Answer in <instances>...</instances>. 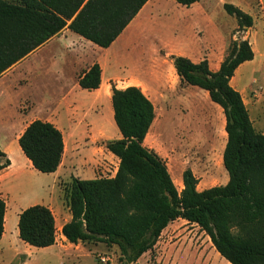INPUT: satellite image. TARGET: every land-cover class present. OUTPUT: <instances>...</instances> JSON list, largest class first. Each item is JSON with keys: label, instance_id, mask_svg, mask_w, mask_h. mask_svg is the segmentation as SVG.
Returning a JSON list of instances; mask_svg holds the SVG:
<instances>
[{"label": "trees", "instance_id": "obj_1", "mask_svg": "<svg viewBox=\"0 0 264 264\" xmlns=\"http://www.w3.org/2000/svg\"><path fill=\"white\" fill-rule=\"evenodd\" d=\"M148 0H0V75L64 27L107 48L118 38ZM189 7L199 0H174ZM224 10L236 18L238 29L253 18L232 3ZM247 39L233 40L216 70L207 59L194 62L171 54L181 83L207 91L224 114L226 143L222 165L225 184L197 189L198 179L186 167L177 190L167 163L144 138L155 117L152 101L140 87L111 88L113 120L120 137L105 141L119 162L112 177L71 178L64 200L71 219L62 235L70 243L116 245L122 264L137 259L156 243L172 221L194 223L209 237L215 250L230 264H264V134L252 125L241 93L230 82L235 70L253 58ZM101 68L95 62L78 74L86 90L99 87ZM17 140L32 167L41 173L57 169L64 151L61 131L51 122L34 119ZM10 160L0 148V170ZM5 201L0 197V239ZM18 237L28 245L47 247L55 242L51 209L43 204L18 214Z\"/></svg>", "mask_w": 264, "mask_h": 264}, {"label": "rangeland", "instance_id": "obj_2", "mask_svg": "<svg viewBox=\"0 0 264 264\" xmlns=\"http://www.w3.org/2000/svg\"><path fill=\"white\" fill-rule=\"evenodd\" d=\"M155 3L157 9L153 12L154 17L144 19L140 29L135 26L138 21L134 23L112 47V56L117 57V64L112 63L107 69L116 72V76L110 77V84L115 87L125 86L135 83L134 78H137V83L154 105L158 103L155 107V123L161 146L154 150L164 157L167 167L174 172L179 165L178 161L189 166L198 179L199 190L225 184L228 175L222 163L218 165V156L222 158L227 136L221 139V144L225 143L217 157H213L208 145L212 136L214 140L216 138V118H221L224 127L223 110L210 100L205 90L179 82L172 69L168 50L199 51V56L204 58L208 52L210 63L213 64L217 58L221 60L226 55L233 40L247 39L253 50V58L238 66L229 83L241 93L255 130L264 134V0H202L193 7L183 6L174 0H156ZM224 3H232L250 14L252 25L239 30L236 18L224 10ZM44 57L50 58L47 55ZM31 60L32 57H27L0 79L3 89H8V96L0 95L1 140L4 137L2 119L13 124L20 118V123L13 130L16 135L29 120L54 119L69 101L43 98L44 87L57 81L58 77L30 74ZM71 60L68 58L61 63V79L64 81L72 76ZM156 81L162 84L166 81L168 86L176 89L172 92L165 85L164 94L169 95L166 103L163 99L158 101L156 93L151 89L156 87ZM96 111V108H90L86 96H80L72 111L75 123L73 133L85 157L94 155V150L104 146L105 141L120 137L114 120L112 125L116 132L104 128L95 129L100 122L99 112ZM20 126L22 128L19 130ZM153 132H150L149 137ZM7 135L11 137L12 132L9 131ZM15 144L18 146V142ZM220 170L223 172L218 176ZM35 172L30 174L27 171L18 180V185L11 193L15 202L7 198V234L3 239L4 246L0 248V264H122L119 250L113 244L81 243L76 250L70 251L71 258H61L53 250L28 245L15 236L12 223L16 212L25 203L22 199L31 197L30 201L43 202L46 196H51L58 204L65 202L64 192L69 181L55 182L51 175ZM114 174L113 170L108 172L98 169L95 172L96 177H112ZM56 237L60 239L57 228ZM100 256L106 257V261H101ZM136 264L230 263L215 250L209 237L197 224L176 219L161 231L153 247L144 252Z\"/></svg>", "mask_w": 264, "mask_h": 264}, {"label": "crops", "instance_id": "obj_3", "mask_svg": "<svg viewBox=\"0 0 264 264\" xmlns=\"http://www.w3.org/2000/svg\"><path fill=\"white\" fill-rule=\"evenodd\" d=\"M155 1L156 0H148L141 7V9L138 11L136 16L130 21V23L120 33L118 38H116L107 48H101L93 44L92 42L84 39L83 37L77 35L76 33L70 31L67 27H64L60 32L50 37L47 41H45L35 50L30 52L23 59L13 64L10 68H8L6 71H4L0 75V79L4 78L5 76H7V74H9L10 71H12L15 67H17L20 64V62L25 60L27 57H32V60L29 66L30 74H33L34 76L36 75L39 77H42V76L47 77L50 75H54L55 78L58 77L57 81H54V83H52L51 85H46L44 87L45 90H44V95H43V98L69 100L66 103L65 109L63 108L60 109V113L57 117H55L54 119L44 120V121H49L53 123L61 131L62 136H63L64 151L62 154L61 162L55 171L51 173H47L48 175H51V177L54 179L55 182H62V181L70 182L71 178L73 177L78 178V179H83V178L93 179V178H96L95 172H97L98 169H100L101 171H108V172L113 170V173L114 171L117 170L119 160L114 154H112L110 151L106 149L105 144L104 146H100L97 149H95L93 152L94 155H90L89 157L84 156L81 146H80V142H78V140L76 139V135L73 133V130L75 129V125H74L75 123H74V119L72 116V111L74 107L76 106V103L78 102L80 96H86L89 100L90 108H96L97 111L99 112L98 121L100 122L99 124H97L96 128L95 127L94 128L95 129L104 128L108 131L116 132L112 125L113 111H112V107L110 104L112 85L110 84V81H109V79L113 78V76H116V72H111L110 70H107V69L110 68L112 63L117 64V57L112 56L111 49L124 36V33L132 25H134V23L138 21L137 24H135V26H137L140 29L143 27L142 24L144 22V19L148 18L150 20L154 17L153 12L157 9L155 7L156 5ZM199 2L201 3L202 0H199L198 2L191 4L192 7L194 5H198ZM168 51H170V55L179 54V55L188 57L194 62H198L204 59L203 56H199L200 54L199 51L198 53L192 52L190 50L185 51L183 49L181 51H175V50H168ZM207 54L209 55L208 52ZM45 55L50 56V58L46 59L44 57ZM208 55L206 56L205 59H207L210 69L216 70L219 67V64L223 58L221 60L220 59L218 60L217 58V60L214 61L213 64H211ZM68 58L72 59L71 64H70L71 66L70 70H71L72 76L69 80L64 81L61 79L62 71L60 69V66L63 60H66ZM95 62H97L101 68L100 85L98 88L93 89V90H86V88L82 89L77 83L78 74L82 72L83 70H86L90 65H92ZM172 69L177 79H179L173 67ZM134 79H136L134 80L136 82L129 84V85L138 86L144 92L143 88L137 83L138 81L137 78H134ZM156 83H157L156 87L151 88V89L156 93L158 97V101L159 99H163L164 103H166L168 101L169 95L166 96L164 94V92L166 91L164 88L166 87L165 85H167V88L171 89L172 92L176 89L172 88L171 86H168V82L166 81H164L163 84L162 82H158V81H156ZM129 85L116 86V88H124ZM2 86L3 84L1 81L0 82V95L8 96L7 94L8 89L7 88L3 89ZM205 92L207 93V91ZM156 105L158 106V103ZM157 106L154 105V110L156 109L155 107ZM213 108L217 109L216 106H214ZM156 113L157 112L155 111L154 120L152 121V124L150 125L149 130L143 141L144 145L146 144L147 147L152 148V149L154 148L157 149L158 147L161 146V143L159 141L160 135L157 131L158 126L155 123ZM2 120L3 121H1V126L3 127L2 129H3L4 137L2 138V140L0 139V148L6 153L7 157L10 160V164L7 167H4L0 170V197L5 201L4 230H3V233L0 239V248L4 246L3 239L5 235L7 234V231H6L7 225L5 222L7 204H8L7 198H9L10 201L12 200L13 202H15L14 197H12L13 195L11 193L13 191V188L18 185V180L23 175H25L27 171L30 174L36 173L35 171H37L36 169L32 167L30 160L23 154L19 145L17 146L15 144L17 140H19L18 137L20 136L24 128L32 120H29V122L26 123L23 128L22 126L18 127L19 130L21 128L22 130L16 135L14 134L13 130L17 127V124L20 123V118L13 124H10L9 121L7 120H4V119ZM152 130L154 132L152 133L151 137H149L150 132ZM9 131L12 132L11 137L7 135ZM224 143L225 141L223 142V144ZM214 144H215V140L213 139V136H212L211 142L208 145L213 155L218 152V147ZM223 144H221L222 147L220 148V150L223 148L224 146ZM12 153H14V157H12ZM219 158H221V155ZM178 163L179 165L175 167L174 172L173 170L170 169V167H167L169 174L171 175V178L173 180V183H174L175 178L178 180L180 179L182 183L180 174H182V171L186 167H189L186 164H183L182 162L178 161ZM222 172L223 170L222 171L220 170V174H218V176L221 175ZM202 189H205V188H201L200 190ZM30 198L22 199V202L25 201V203L23 204V207H21L19 211L16 212V217L14 218L13 223H12L14 227V231H15L14 233L15 236L17 237L18 232H19L17 229L18 214L24 208L30 205H34V204L46 205L51 209L53 213L55 227L60 232V239L55 237V242L52 245L47 246V247H42V248L46 250L48 249L53 250L61 258L65 256L71 258L72 254L70 251L76 250L81 245V243L80 242L77 244L70 243L61 233V228L63 224H65L71 219V214H70L67 204L64 201L62 204H58L57 202H55L54 199H52L51 196H46L45 201L43 202L30 201ZM27 250L29 252L30 248H28ZM26 255L27 254H25V256ZM60 264H64V262H61Z\"/></svg>", "mask_w": 264, "mask_h": 264}, {"label": "bare ground", "instance_id": "obj_4", "mask_svg": "<svg viewBox=\"0 0 264 264\" xmlns=\"http://www.w3.org/2000/svg\"><path fill=\"white\" fill-rule=\"evenodd\" d=\"M216 119L218 120V124H216V129L217 130L215 131L216 138L214 137L215 138V144L214 145H216L218 147V152L215 153L213 155V157L214 156L217 157L219 155L220 148H221V145H220L221 144V139H224V137L226 136V132L224 131V127H223V121L221 120L220 117H218ZM218 158H219V156H218ZM221 163H222V158H219L218 165L220 166ZM174 185L176 186V188H180V189L182 188V183H181L180 179L178 180V179L175 178Z\"/></svg>", "mask_w": 264, "mask_h": 264}, {"label": "built area", "instance_id": "obj_5", "mask_svg": "<svg viewBox=\"0 0 264 264\" xmlns=\"http://www.w3.org/2000/svg\"><path fill=\"white\" fill-rule=\"evenodd\" d=\"M99 259H100L101 261H103V262L106 261V257H104V256H100Z\"/></svg>", "mask_w": 264, "mask_h": 264}]
</instances>
